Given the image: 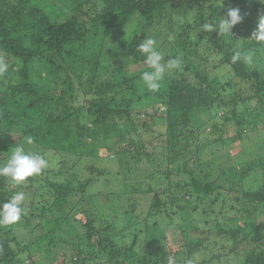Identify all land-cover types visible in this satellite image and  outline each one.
Listing matches in <instances>:
<instances>
[{
    "label": "trees",
    "instance_id": "obj_1",
    "mask_svg": "<svg viewBox=\"0 0 264 264\" xmlns=\"http://www.w3.org/2000/svg\"><path fill=\"white\" fill-rule=\"evenodd\" d=\"M229 8L243 17L231 33L202 29ZM189 12L171 57L182 66L153 93L137 81L151 70L138 45H163L170 35L157 31ZM263 13L261 0H0V165L17 146L50 165L20 184L0 176V205L17 192L27 198L19 221L0 224V264H24L26 252L43 255L32 264H264V183L245 182L264 165L253 158L237 177L214 176L198 158L244 129L264 138V42L252 38ZM237 52L253 62L233 63ZM130 64L144 65L132 73ZM221 65L224 81L213 73ZM250 103L260 118L245 122L238 114ZM206 124L211 138L195 143ZM110 150L119 190L93 192L111 169L92 163L80 177L77 164Z\"/></svg>",
    "mask_w": 264,
    "mask_h": 264
},
{
    "label": "rangeland",
    "instance_id": "obj_2",
    "mask_svg": "<svg viewBox=\"0 0 264 264\" xmlns=\"http://www.w3.org/2000/svg\"><path fill=\"white\" fill-rule=\"evenodd\" d=\"M263 15H264V13H263ZM189 19H190V12L187 13L186 16H184V15L180 16L177 21H173V20L172 21H166L165 23H167V24L166 25L164 24L165 27L162 28L161 31H159V30L157 31L161 37L164 35H170V36H167V39H166L169 42L165 41L163 45H158L157 43L155 45L156 47H158L156 50L159 51L162 54V56L164 57V59L161 61V63L166 64L167 61L169 59H171L173 54L179 53L178 47H177V45H175V42L180 41V40H184L183 39V33H185V30H186L185 28L187 27L185 22H189ZM160 23H162V22H160ZM211 52H212L211 48L208 49L207 55H206V58H207L206 62L209 65H207L205 67L206 71L213 67V62L211 60V57L209 56V54ZM143 65L144 64H130L127 67V69L130 72L134 73V72H136V69L140 70L143 67ZM211 70H210V72H211ZM171 72H172V68H166L165 75L169 76V74H171ZM213 73L215 76H217V78L219 80L224 81L225 79H227V77L229 75V69H228V67L221 65V66H217L213 70ZM137 81L141 85L146 86L144 84V82L141 80V78L138 77ZM162 83H163V81L161 82V84ZM252 108H254V105H252L250 103V105L249 106L247 105L246 108H243L242 112H239L238 115L244 116L245 122H247L246 120H249L250 118H251V120H254L253 118L255 115L253 114V112L255 110ZM238 115L236 113V116H238ZM238 117H240V116H238ZM255 117L260 118V116H255ZM197 119H198V121H203V120H205V117L202 114L201 115L198 114ZM209 126H210L209 124H206L203 126V132L199 136L198 140L195 141V143L204 142V141L209 140L211 138L210 131L208 130ZM259 130L261 132H263L262 128L254 130V132H252L253 134L250 133L247 129H244L241 137L239 139H235L231 143H228V142L216 143V144H214L212 150H210L208 146L205 147L204 150H202L201 154L198 157L200 159V162L203 165L204 169L209 171L210 174L214 175V176H216V172H218V171H216L217 169H219L220 171L222 169H224L223 171H226L227 174H229L231 177L232 176L237 177L235 172L240 173V166L245 164L246 161L248 162L249 160L256 158L255 160L257 161V163L260 164L259 165L260 167L262 165H264L263 158L260 156V154H257L259 152L258 148L260 146V142H261L260 140L263 138V137L262 138L260 137L261 135H260ZM235 134H236L235 131H232L231 133L230 132L224 133L223 136L228 137V136H234ZM247 135H249V137H247ZM134 136H137V135L134 134ZM129 138L131 140V139H133V136L129 137ZM263 140H264V138H263ZM157 142H158V140H156V143H154V147H156L158 145ZM111 151L112 150L106 152V154L109 157V159H107V160L103 159L105 157L98 158V159L84 157V158H81L80 162L77 164V166H78L77 172H78V175L80 177L91 176V173L87 171L86 166H88L92 163H94V165H97V166H102V167L108 168L109 170L111 169V171L108 172V176H109L110 180L105 181L104 178H100L97 183L95 182L90 187V190L93 192H96L97 190H101L104 192H108V191L116 192L119 190V183L120 182H118V180L115 179L116 157L112 154ZM152 151H155V153H157V152H160L161 149L156 151L153 148ZM181 157L178 158L177 160H181L183 158V157L182 158ZM147 165H149V163H147ZM142 168H145L144 164L142 165ZM259 169H260L259 167H255V171L253 172V174L251 173V175L248 178H245V182L247 184H249L251 182H252V184H255V185L259 184V183H264V173H262V171L260 172ZM143 170L144 169H142L141 171L140 170H136V171L143 172ZM143 175H144V173H140V175H136V176H138L137 178L130 176V179L131 180L139 179ZM243 181L244 180H242L241 178H237V182H236L237 186L238 187L242 186ZM257 181H258V183H257ZM120 185H121V183H120ZM26 199L27 198L25 196V200L23 201V203H27ZM57 211H59V210H57ZM161 216H162V218H165L164 214H162ZM226 219H228L227 221H230L232 224L238 223L237 218H233V215H230V214L227 215ZM127 232H128V234L126 236V239L128 241L135 240L133 237V234L131 232V229H129ZM140 238L141 237L136 236L138 244H140V242H141ZM159 241L161 244L166 243L165 239H163V238L160 239ZM168 246H169L170 250H172V246H170V245H168ZM21 258L25 260L24 264H32L31 261H35V262L39 261L40 262L44 259L43 255L40 256L38 252L33 253V255L30 257L31 261L28 258L27 252L24 255H22ZM28 261H29V263H28ZM46 264H50V263H46ZM54 264H61V259L56 261V263H54Z\"/></svg>",
    "mask_w": 264,
    "mask_h": 264
},
{
    "label": "clouds",
    "instance_id": "obj_3",
    "mask_svg": "<svg viewBox=\"0 0 264 264\" xmlns=\"http://www.w3.org/2000/svg\"><path fill=\"white\" fill-rule=\"evenodd\" d=\"M261 2L264 3V0H261ZM242 19L239 8H229L227 15L222 16L218 23H206L202 29L208 32L218 30L219 35L229 34L231 29L240 23ZM252 38L257 42H264V15L259 16L257 30L253 32ZM155 45L156 40L152 37H146L138 45L139 51L146 55V63L151 69L150 71H144L140 78L147 86V89L153 93L160 90L166 68L179 69L182 66L180 57L171 58L166 64L161 63L164 57L156 50ZM238 60L251 64L253 62V54L251 52H237L233 55L232 62L235 63ZM7 67V64L0 62V75L7 71ZM27 143H32L30 137L27 138ZM49 166V159L45 158V155L27 152L22 146H17L11 151L7 162L0 165V176L9 177L16 184H20ZM24 200V193L17 192L7 202L0 205V224L7 225L19 221L21 215L26 211L21 206Z\"/></svg>",
    "mask_w": 264,
    "mask_h": 264
}]
</instances>
